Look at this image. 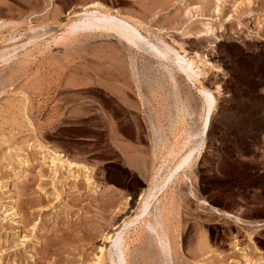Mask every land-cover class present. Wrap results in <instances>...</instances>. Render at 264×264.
Here are the masks:
<instances>
[{"label": "rangeland", "instance_id": "374dc122", "mask_svg": "<svg viewBox=\"0 0 264 264\" xmlns=\"http://www.w3.org/2000/svg\"><path fill=\"white\" fill-rule=\"evenodd\" d=\"M216 1L0 0V21L13 25L0 30V60H12L0 61V264H89L106 245L112 264L105 236L140 218L158 198L156 191L147 205L138 201L155 166L152 125L173 140L172 79L196 107L202 106L203 89L210 94L207 135L218 139V152L207 145L190 181L173 190L179 204L174 264H235L244 251L264 262V227H251L264 224V0ZM93 3L113 8L112 17L122 16L126 25L131 21L127 26L139 40L133 24L141 23L140 33L159 57L151 46V54L138 51L105 33L86 32L47 48L49 39L65 36L73 20L88 15L82 7ZM207 24L213 32H206ZM178 44L191 57L199 54L208 72L204 78L187 67L174 73L165 57L174 58L167 46L179 52ZM29 53L32 59L23 58ZM198 125L203 132L204 120ZM40 143L89 167L92 185L85 175L70 178L58 199L62 185L53 183L49 163L43 165ZM21 155L31 163L21 167ZM16 201L24 223L10 216ZM214 209L234 213L241 222ZM153 235L141 233L128 264H162Z\"/></svg>", "mask_w": 264, "mask_h": 264}, {"label": "bare ground", "instance_id": "6f19581e", "mask_svg": "<svg viewBox=\"0 0 264 264\" xmlns=\"http://www.w3.org/2000/svg\"><path fill=\"white\" fill-rule=\"evenodd\" d=\"M216 2L222 3V0H217ZM239 6H240V4L236 5L237 10H238ZM217 7H216V9L218 10V14H220L221 8H217ZM82 8H83V10H85L87 12L86 14H88V15H84V16L80 17V19L78 18V20H75V21L73 20L69 24L68 30H67L65 36H63V37L62 36H56V37L53 36L51 39H49L50 40V41H48L49 46L47 48L51 49L52 47H57L61 44H65V42L73 40V39L77 38L78 36L81 37V35H83L84 33L86 34V32L87 33L90 32L91 34H97V33L104 34L105 33L108 35L109 34H116L117 36L120 37V40L125 42V45L128 44L130 48L136 47L137 50H138V48L140 50L145 49L144 52L149 51L148 46H151V49L154 50L153 52H155V56H158L157 53L159 52V50L156 49L157 47H155L153 43H152L153 45H149L150 42L144 36H142V34L140 33L139 28L142 27L141 23L133 24V26H135L133 28H135V30L138 31V33L141 37V40H139V38L137 39L135 37L133 31L128 27L131 24V21H129L130 24L129 25L127 24L128 25L127 26L126 23H128V21L126 22V20L123 19L122 16L120 19L119 18L114 19L112 17L110 11L113 8L110 9L108 6H106L102 3H93L89 6H85ZM90 10H92V11H90ZM80 16H81V14H80ZM9 26H13L12 23L6 22V21H0V30H4ZM211 26H212V24H207V27H208V31H206L207 33L213 32V28ZM30 30H31V28H30ZM33 30H31V31H33ZM156 38H158V37H156ZM12 40H16V36L14 38H12ZM35 40H37V39H35ZM33 41H34V39H33ZM159 41L161 42V39ZM161 44H164V46L166 45V43H164V42ZM17 46H20V45H17ZM158 46H159V44H158ZM177 46L180 50L179 52L174 50V48L171 49L168 45L167 47L173 53L174 58H172L170 56L165 57L169 61L168 63H170L172 65L171 68L173 67V71H175V70L183 71V67H187L188 69H190L195 74L197 73L196 74L197 76L199 75V77L204 78L206 76V74H208V72H206V70L204 69L206 64H203V61H202V59H200L199 54L196 53L194 57H191V55H188L189 54L188 51H186L182 45L178 44ZM14 47H15V45H14ZM41 51H43V50H41ZM181 51L184 52L185 56H183L181 54ZM31 52H33V51H31ZM43 53L41 52V54H43ZM149 53H150V51H149ZM151 53H152V51H151ZM13 54L14 53H12V55ZM32 55L29 53V54H27V56L25 55L26 57L23 56V58L32 59V57H33ZM8 56L3 57L2 61L0 60L3 65H6L11 60V57H8ZM187 58H189V59H187ZM161 59H163V57H161ZM25 61L26 60H24V63H25ZM174 73H176V71ZM171 78H172V76H171ZM175 80H177V79H174V80L172 79V82H170L171 84L169 83L171 85L173 91H174V94L172 92L171 96L174 95V97H175V99H174L175 104H176L175 108L177 109V111H176L177 112V115H176L177 118L174 120L171 119V120H173L172 125H171L172 126L171 135L173 136V140H170L167 135H164L163 131H161L158 127H156L155 125L154 126L152 125V130H153V135H154V145L152 147L153 149L151 151L152 152L151 156L153 158L152 160H153V163L155 166L151 165L154 167L151 171L152 172L151 176L149 175L150 178H149V182H148L149 183V189L147 190L148 192L147 191H146L147 193L142 192L141 195H138V196H140V199L138 201L139 202L145 201V203L147 205V203L152 200L153 194L156 191H158V195H157L158 198H157L155 204L151 205L152 203L151 204L149 203L146 206L144 213H142L143 215H141L140 218L137 217L133 221L128 222L127 225L123 229H121L118 232H115L114 235H112V233H109L107 236H105V240L110 242V244H112L111 249L114 250V251L111 250V255H110V261H112V264H128L129 252H130L132 246L134 245V243L137 242V239L140 238V235L144 230H146V231L150 230L155 235L154 238H155V240L158 241L157 243H159L158 244L159 247L161 246V248H162V249L160 248L162 250L161 251L162 252V259H161L162 262L161 263L162 264H174V252H175V248H174L175 246L174 245H175L176 239H177V238H174V233L175 232L177 233L178 231H176V229H179L178 226H176L174 221L177 218L176 216L179 214V209H178L179 204H177L178 201L175 199L176 195L174 197L173 190L180 183H187L188 181H190V177H189L191 174L190 172L194 168V165H196L195 163L198 162V160L201 157L204 158V155H203L204 151H207L210 148V149H213V151H212L213 153L218 152V147L215 144V142H217V140H218L216 138V135L214 133H210V135L209 134L207 135L209 126H210V124L212 125V123H211L212 111H211V108L209 107L211 102H212L210 94L206 93L203 89L201 92L202 106L196 107L194 105L195 103L193 104V98L191 96H187L186 100L184 99V97L181 96V93L177 88L178 86L176 84L173 85V82ZM169 91H170V89H169ZM227 93H229V92H227ZM172 99H173V97H172ZM22 103H23V107H22L23 111L25 112V114H28L29 112L27 111V98H26L25 94H24ZM28 106H29V104H28ZM173 106H175V105H173ZM22 108H21V110H22ZM202 119L204 120V126H203L204 131L203 132L200 129L199 125L197 126L198 121L202 120ZM31 125H33V124H31ZM157 126H159V125H157ZM203 127H202V129H203ZM32 131H34V130L32 129ZM36 144H38V143H36ZM40 144L37 147L41 151L40 155H41L42 160H43L42 161L43 165H47L49 163L48 168H50V170L52 172L53 178L52 177L51 178L53 179V183L54 184L56 183L58 185L59 184L62 185L63 191H62V193L58 194V199L60 198V196L62 194L65 193V190L67 188L66 182L70 178H72V179L74 178V179L78 180V178H80L81 175H85L84 177L86 178V183L90 186L92 185V181H93L92 176H91L92 171L90 170L89 167H87L84 164H80V163L73 161L68 155H66L62 151H59L56 149H51V148L47 147L46 145L43 146V143L41 145ZM207 145H208V149L206 150ZM30 146H32V145H30ZM20 152H21V150H20ZM16 155H15V157H16ZM26 156H27V154H26ZM207 156L209 157L210 154ZM18 159H19V165L21 167H23V165L25 166V165L29 164V162H30L29 158H23L22 155L19 156ZM209 159L210 158H207V160H209ZM172 166H175L176 169L169 176L167 173L172 170ZM20 170H21V168H20ZM23 170L24 169H22V171ZM25 171H26V169H25ZM20 173H22V172H20ZM23 177L26 179L27 175L23 176ZM8 185H9L8 182L5 183L3 188L7 189ZM180 187H182V186H180ZM16 188H18V187H16ZM13 195H15V194H13ZM190 195L193 197L195 196V194L192 190H190ZM130 200H133L131 198V196L128 198L127 201H130ZM200 201H203V200H200ZM203 203H206V201H204ZM9 211L11 213L10 214L11 218L14 219L15 222L21 223L23 221V223H24V216H21L22 211H21L20 206H19L17 201L14 203V205H12V207L10 208ZM214 211L216 214H218L220 216H224L226 218H233L236 221L241 222V219L239 218V216L234 214V213L221 212V211H218L217 209H214ZM177 225H178V223H177ZM249 225H250V223H249ZM251 227L260 228V227H264V224H260V223L255 224V225L251 224ZM176 235H178V233ZM37 241H38V243L40 242V240H38V239H37ZM22 244H23V242H22ZM108 246L109 245L104 246V248L101 249V252H100L101 255L97 256L96 258L94 257L95 259L91 260V262L89 261L90 262L89 264H107L108 259L106 257L105 252H106ZM37 253H39V252H37ZM241 254H242L241 260L240 259H236V260L233 259L235 264H244V262L246 264H262V263H264L263 259H261V258H260L261 260H259V261L255 260L256 261L255 262L254 260H252L247 255V253L245 251L240 253V255ZM31 258L33 259L34 256L31 255ZM48 259H49V257H48Z\"/></svg>", "mask_w": 264, "mask_h": 264}, {"label": "crops", "instance_id": "0c3cea01", "mask_svg": "<svg viewBox=\"0 0 264 264\" xmlns=\"http://www.w3.org/2000/svg\"><path fill=\"white\" fill-rule=\"evenodd\" d=\"M143 164H145V163H143Z\"/></svg>", "mask_w": 264, "mask_h": 264}]
</instances>
